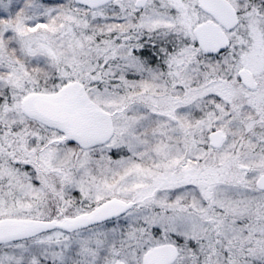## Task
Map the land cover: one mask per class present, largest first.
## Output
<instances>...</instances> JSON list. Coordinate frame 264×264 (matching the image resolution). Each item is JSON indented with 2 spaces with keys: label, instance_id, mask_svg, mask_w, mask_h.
<instances>
[{
  "label": "snow or ice",
  "instance_id": "1",
  "mask_svg": "<svg viewBox=\"0 0 264 264\" xmlns=\"http://www.w3.org/2000/svg\"><path fill=\"white\" fill-rule=\"evenodd\" d=\"M0 264H264V0H0Z\"/></svg>",
  "mask_w": 264,
  "mask_h": 264
}]
</instances>
